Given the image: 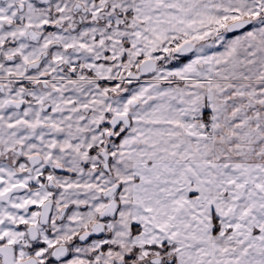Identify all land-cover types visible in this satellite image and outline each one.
I'll return each mask as SVG.
<instances>
[{
    "label": "snow or ice",
    "instance_id": "snow-or-ice-1",
    "mask_svg": "<svg viewBox=\"0 0 264 264\" xmlns=\"http://www.w3.org/2000/svg\"><path fill=\"white\" fill-rule=\"evenodd\" d=\"M0 264H264V0H0Z\"/></svg>",
    "mask_w": 264,
    "mask_h": 264
}]
</instances>
